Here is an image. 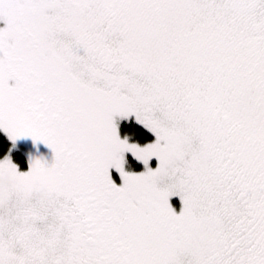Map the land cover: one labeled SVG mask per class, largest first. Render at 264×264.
Listing matches in <instances>:
<instances>
[{
    "label": "snow or ice",
    "instance_id": "1",
    "mask_svg": "<svg viewBox=\"0 0 264 264\" xmlns=\"http://www.w3.org/2000/svg\"><path fill=\"white\" fill-rule=\"evenodd\" d=\"M0 22V129L54 153L0 160V264H264V0H0ZM132 116L154 142L121 138Z\"/></svg>",
    "mask_w": 264,
    "mask_h": 264
},
{
    "label": "rangeland",
    "instance_id": "2",
    "mask_svg": "<svg viewBox=\"0 0 264 264\" xmlns=\"http://www.w3.org/2000/svg\"><path fill=\"white\" fill-rule=\"evenodd\" d=\"M2 26H3V22H0V27H2ZM131 120H133V121L136 122L135 116H132L131 118H128V119H119L118 118L117 119V123H118V125H120L124 121L129 122ZM0 131H2L4 134H6L2 129H0ZM127 139H128V141L130 143H137L140 146H145L148 143L154 142L155 139H156V137L154 136V139L152 141L147 142V143H144V144H140L138 142H135V141L131 140V138L130 139L127 138ZM15 146L16 147L13 148V142H12V151L9 152L7 155H5L3 157H0V160H3L5 157H7V156L10 155L11 156V159H12V162L15 163V164H17L19 166V164L13 158V151H14V149L21 150L22 152H24V154L27 156V159H28V167L27 168L23 169V168H21L19 166V170L22 171V172H26V171H28L30 169V160L31 159L42 158V159L46 160L49 163L51 162L50 157H49V153L46 150L45 145L42 142H40V143H34L31 137L20 138L19 140H17L15 142ZM128 160L130 161V163H131L132 166H134L133 164H135V162L142 165V169H140V171L137 172V173H140V172H143V171L146 170L144 164L141 161L137 160L134 156H133V160H131L129 157H128ZM157 166H158V160L156 158H153L150 161V167H152L153 169H155ZM125 169L129 170L130 168L125 164ZM173 199L177 200V204L176 205L173 203ZM170 202L173 205V207L175 208V210L177 211V213H179V211L181 210V207H182L180 198L178 196L172 197Z\"/></svg>",
    "mask_w": 264,
    "mask_h": 264
},
{
    "label": "trees",
    "instance_id": "3",
    "mask_svg": "<svg viewBox=\"0 0 264 264\" xmlns=\"http://www.w3.org/2000/svg\"><path fill=\"white\" fill-rule=\"evenodd\" d=\"M121 130L123 134H127L131 140L138 142L140 144H144L150 142L154 139V135L148 131L144 126L136 123L131 120L130 122L124 121L121 124ZM12 149V142L9 137L0 131V157H3L9 153V150ZM13 158L19 164V166L23 169L28 167V159L27 156L21 150L14 149ZM137 170H140L142 165L134 164ZM173 203L176 205L177 200L173 199Z\"/></svg>",
    "mask_w": 264,
    "mask_h": 264
},
{
    "label": "flooded vegetation",
    "instance_id": "4",
    "mask_svg": "<svg viewBox=\"0 0 264 264\" xmlns=\"http://www.w3.org/2000/svg\"><path fill=\"white\" fill-rule=\"evenodd\" d=\"M4 26H5V25L3 24L2 27H4ZM129 122H130V121H129ZM122 123H123V122H122ZM122 123H121V124H122ZM121 124L118 125V127H119V133H120L121 138H129V139H130V137H129L127 134H123V133H122V130H121ZM42 143H43V142H42ZM43 144H44V143H43ZM44 145H45V144H44ZM45 148H46V150L48 151V153H49V157H50V160H51V162H52L53 159H54V153L52 152V150H51L48 146L45 145ZM128 157H129L131 160H133V156H132L130 153H126V154H125L126 165L130 168V169H129L130 171L127 170V169H126V171H128V172H134V173L139 172L140 170H137V169L135 168V165H134V164H133L134 166L131 165L130 161L128 160ZM51 162H50V163H51ZM135 164L138 165V163H136V162H135ZM139 165H140V164H139ZM140 169H142V167H141ZM111 172H112V177H113V179L115 180V182H116L118 185L122 184V179H121L119 173H118L115 169H112Z\"/></svg>",
    "mask_w": 264,
    "mask_h": 264
},
{
    "label": "clouds",
    "instance_id": "5",
    "mask_svg": "<svg viewBox=\"0 0 264 264\" xmlns=\"http://www.w3.org/2000/svg\"><path fill=\"white\" fill-rule=\"evenodd\" d=\"M15 147H16V146L13 145V148H15ZM11 151H12V149L9 150V152H11ZM9 182H10V181H9V179H8L7 177H4L2 180H0V183H3V184H5V185H7Z\"/></svg>",
    "mask_w": 264,
    "mask_h": 264
}]
</instances>
